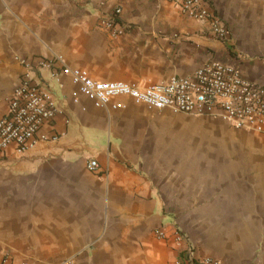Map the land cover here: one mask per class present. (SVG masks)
Segmentation results:
<instances>
[{
    "label": "crops",
    "instance_id": "obj_1",
    "mask_svg": "<svg viewBox=\"0 0 264 264\" xmlns=\"http://www.w3.org/2000/svg\"><path fill=\"white\" fill-rule=\"evenodd\" d=\"M178 1L0 0V114L26 75L46 83L57 108L30 151L10 149L0 158V260L186 264L191 244L197 257L215 246L222 264H249L229 260L211 237L193 241V234H183L186 241L174 248L169 236L177 229L167 207L183 199L182 156L168 155L165 147L174 112L127 97L98 106L71 81V73L83 69L95 80L142 87L217 60L237 62L245 78L264 85V0H206L227 26L224 44L182 15ZM114 7L126 26L117 38L99 25ZM56 56L60 62H52ZM260 138L264 142V132ZM151 159L159 160L156 175ZM90 160L98 171L88 167ZM256 171L253 200L264 220V169ZM159 229L167 239L154 235Z\"/></svg>",
    "mask_w": 264,
    "mask_h": 264
},
{
    "label": "built area",
    "instance_id": "obj_2",
    "mask_svg": "<svg viewBox=\"0 0 264 264\" xmlns=\"http://www.w3.org/2000/svg\"><path fill=\"white\" fill-rule=\"evenodd\" d=\"M174 6L185 17L200 22L214 41L227 43V26L206 0H179ZM99 25L113 38L122 35L126 26L121 20V9L114 7L102 15ZM56 61L60 62L61 57L52 59ZM71 81L83 96L98 106L127 97L154 111L207 116L220 119L239 131L264 132V85L245 78L236 62L210 60L189 75L142 87L122 81L95 80L83 69L73 71ZM56 113L46 83L26 75L9 97L7 111L0 114V158L10 149L19 154L30 151L40 128L53 120ZM88 167L100 169L95 160H90ZM154 233L158 239L168 238L163 230ZM169 237L174 240V248L186 241L177 231ZM187 246L186 264H222L214 257H197L194 246ZM0 264L9 263L0 260Z\"/></svg>",
    "mask_w": 264,
    "mask_h": 264
},
{
    "label": "rangeland",
    "instance_id": "obj_3",
    "mask_svg": "<svg viewBox=\"0 0 264 264\" xmlns=\"http://www.w3.org/2000/svg\"><path fill=\"white\" fill-rule=\"evenodd\" d=\"M175 114L165 128V147L168 155L176 153L183 160L181 206L167 207L177 232L193 234V241L217 240L229 260L264 264V220L253 200L254 175L264 169V142L258 139L262 133ZM150 163L152 175L158 174L159 160ZM246 241L250 247L241 250ZM214 247L207 256L221 255Z\"/></svg>",
    "mask_w": 264,
    "mask_h": 264
}]
</instances>
